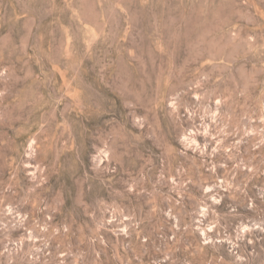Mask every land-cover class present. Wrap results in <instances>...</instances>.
<instances>
[{
  "label": "rangeland",
  "instance_id": "374dc122",
  "mask_svg": "<svg viewBox=\"0 0 264 264\" xmlns=\"http://www.w3.org/2000/svg\"><path fill=\"white\" fill-rule=\"evenodd\" d=\"M0 264H264V0H0Z\"/></svg>",
  "mask_w": 264,
  "mask_h": 264
}]
</instances>
